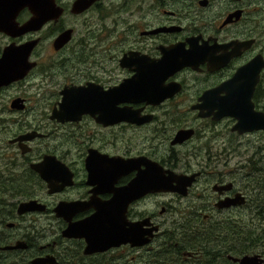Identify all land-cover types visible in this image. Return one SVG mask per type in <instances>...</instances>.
<instances>
[{"label":"flooded vegetation","instance_id":"flooded-vegetation-1","mask_svg":"<svg viewBox=\"0 0 264 264\" xmlns=\"http://www.w3.org/2000/svg\"><path fill=\"white\" fill-rule=\"evenodd\" d=\"M76 1L54 0L60 17L37 33L0 32V70L6 49L36 41L28 68L0 80V264H264V129L217 115L264 117V0H94L73 14ZM41 86L48 100L31 95ZM104 217L136 244L85 254L65 236Z\"/></svg>","mask_w":264,"mask_h":264},{"label":"water","instance_id":"water-1","mask_svg":"<svg viewBox=\"0 0 264 264\" xmlns=\"http://www.w3.org/2000/svg\"><path fill=\"white\" fill-rule=\"evenodd\" d=\"M93 1L94 0H77L75 4L72 6L71 12L73 14H79L83 12L86 9V7H88ZM23 9H27L31 16L28 21H26L23 25L19 26L17 23H15V18L19 13V11ZM13 12L14 14L17 12L15 17L14 16L12 17L14 18L13 20L14 23L13 21L9 22V19H11V13ZM5 13H9L10 15L9 19H7L4 16ZM60 15H61V9L55 6L54 0H0V32L5 33L11 37L22 36L29 32H37L41 30V28L46 22L51 20H57V18H59ZM70 34L71 31L69 30L60 33L53 42L54 49L58 50L59 48L63 47V45L68 42ZM35 44L36 41L34 40L27 42L16 48L10 47L9 49H6L4 51L3 56L5 59L2 62L3 66L0 70V80L1 79L9 80L12 77L14 71L20 70V72L22 73L24 72V68L27 67V60L29 57V53L34 48ZM13 59L20 61V65L18 66L13 65L12 64ZM73 91L75 90L70 91V95L73 94ZM85 91L86 90H82L81 92H79V95H81L82 97V93ZM236 109L237 108L235 106H230V105L220 106L217 108V110L219 111L217 115L233 116L237 118L238 122L235 126V130H237L240 133L256 130L257 128L264 129V117L261 116V114H254L259 118H254L253 120H246L243 117V115H241L240 113H236ZM244 109L245 107L243 108V110ZM69 110H71L70 106H64L62 107V112H59L58 114H56V116L58 117L59 115L60 116L62 115L66 117L67 116L66 113ZM249 112L253 114L251 108L249 109ZM38 172L43 176L44 180L48 182L49 184L48 187L50 192H54L56 189L53 186L52 182L44 176L46 172L44 171L42 172L40 170ZM160 180L163 181L155 182L156 186L154 187V190L167 191V189H172L170 186L172 184L170 183L171 181L170 177L163 178ZM176 182H177L176 190H178L179 188L182 187L183 184L181 181L178 180ZM139 184H140L139 182L137 184V182L134 181L132 185L129 186L128 188L129 191H133V188L136 189V187L139 186ZM65 236L68 238H83L87 244L85 248V254L103 252L112 247H116L120 245V243L117 242V239H119L120 237L122 239H126V241L128 242L130 241L129 243L131 244L133 243L136 244L135 242L137 238L136 235L130 231H128L127 233V231L123 230L120 234L117 233V231L115 230L114 219L110 220L106 217L89 218L84 220L83 222L80 221L74 224H70L66 229ZM137 244L141 246L144 243L141 241ZM12 248H17V246ZM246 260L247 258H245L240 264H250L254 261L253 258H250L247 261ZM42 261L44 260L36 259L32 262V264H45L44 262L42 263Z\"/></svg>","mask_w":264,"mask_h":264},{"label":"rangeland","instance_id":"rangeland-1","mask_svg":"<svg viewBox=\"0 0 264 264\" xmlns=\"http://www.w3.org/2000/svg\"><path fill=\"white\" fill-rule=\"evenodd\" d=\"M43 37L45 38V40H48L49 38H51V35L49 34L48 29L44 31ZM40 50L43 52V54L45 55V58L47 60L52 58V50L50 48V42H46L41 47ZM42 85H43V83H42ZM53 92H54V90L52 88H49L48 86H41L40 90H38V88H37L36 92H31V95H33V98H35V99L48 100V98L51 96V94ZM261 155H264V152H262ZM187 264H189V263H187ZM201 264H205V263L201 262Z\"/></svg>","mask_w":264,"mask_h":264}]
</instances>
